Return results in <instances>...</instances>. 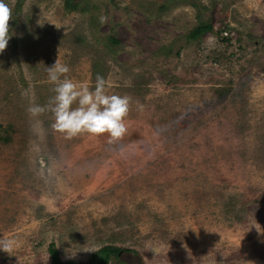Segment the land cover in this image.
Returning a JSON list of instances; mask_svg holds the SVG:
<instances>
[{"label": "rangeland", "instance_id": "374dc122", "mask_svg": "<svg viewBox=\"0 0 264 264\" xmlns=\"http://www.w3.org/2000/svg\"><path fill=\"white\" fill-rule=\"evenodd\" d=\"M5 2L0 238L14 251L0 264H51V245L77 264L105 245L123 248L110 264H264V235L247 232L264 226V0ZM202 21L215 31L189 39ZM57 59L130 97L121 139H68L50 110L29 113L55 96Z\"/></svg>", "mask_w": 264, "mask_h": 264}, {"label": "clouds", "instance_id": "9594fccd", "mask_svg": "<svg viewBox=\"0 0 264 264\" xmlns=\"http://www.w3.org/2000/svg\"><path fill=\"white\" fill-rule=\"evenodd\" d=\"M12 19V8L5 0H0V54L6 50L12 37L10 29ZM104 19L101 18L102 23ZM38 23L43 24L41 20ZM69 71V67L61 64L59 59L48 67V78L55 85V96L49 102L47 109L43 106L32 105L28 109L29 113L37 116L50 110L55 117L53 129L65 134L68 139L83 134L93 136L108 134L111 138L110 143L121 139L127 131L126 118L130 110V97L108 94L107 89L110 85L100 75H97L95 88L92 90L88 83H77L68 78L66 74ZM252 228L264 235V226H261L255 216L247 232ZM191 229L195 230L197 235L199 234L195 228ZM184 246L187 247L186 244ZM0 250L12 255L13 241L7 237L0 238ZM84 250L98 251L95 248H84ZM145 250H154L157 255L161 252L159 246L150 242L145 245Z\"/></svg>", "mask_w": 264, "mask_h": 264}, {"label": "trees", "instance_id": "16d2710c", "mask_svg": "<svg viewBox=\"0 0 264 264\" xmlns=\"http://www.w3.org/2000/svg\"><path fill=\"white\" fill-rule=\"evenodd\" d=\"M66 8L68 10H77L78 5L77 3L74 2V0H66ZM214 31H215V25L213 23L202 21L199 22L188 33L187 37L189 39L196 40L198 38H201L203 35L207 33H212ZM110 40L113 44L118 43V40H116L115 38H110ZM9 140L10 138H8L7 136H0V142L2 141L9 142ZM50 254L52 257L51 264H77L75 262L62 261L58 256V251L53 245L50 246ZM122 254H123V248L115 245H105L91 256L87 264H110L113 259L121 261Z\"/></svg>", "mask_w": 264, "mask_h": 264}]
</instances>
